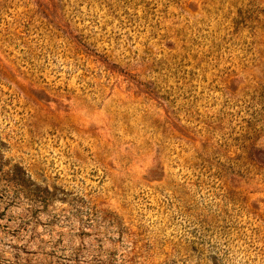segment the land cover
<instances>
[{"label": "rangeland", "instance_id": "1", "mask_svg": "<svg viewBox=\"0 0 264 264\" xmlns=\"http://www.w3.org/2000/svg\"><path fill=\"white\" fill-rule=\"evenodd\" d=\"M0 264H264V0H0Z\"/></svg>", "mask_w": 264, "mask_h": 264}]
</instances>
